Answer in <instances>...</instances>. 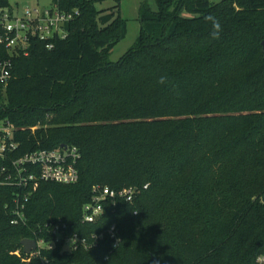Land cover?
I'll return each instance as SVG.
<instances>
[{
  "label": "trees",
  "instance_id": "1",
  "mask_svg": "<svg viewBox=\"0 0 264 264\" xmlns=\"http://www.w3.org/2000/svg\"><path fill=\"white\" fill-rule=\"evenodd\" d=\"M156 2L157 12L141 5L140 35L117 63L121 0H54L78 12L66 38L34 39L14 60L0 123L15 126L17 156L76 148L80 179L41 183L19 226L10 208L23 191L0 186V264H254L264 254V0ZM207 15L221 23L218 40ZM96 186L138 194L82 224ZM51 221L81 237L115 225L122 242L24 256L23 240L51 239Z\"/></svg>",
  "mask_w": 264,
  "mask_h": 264
},
{
  "label": "built area",
  "instance_id": "2",
  "mask_svg": "<svg viewBox=\"0 0 264 264\" xmlns=\"http://www.w3.org/2000/svg\"><path fill=\"white\" fill-rule=\"evenodd\" d=\"M219 1V0H212ZM76 13L61 12L54 5L52 9H25L20 11L11 6L0 8V86L7 88L14 69V60L19 56H28L34 39L48 41L55 38L64 39L67 36L65 26L74 19ZM52 44L48 45L51 49ZM19 143L16 140V128L8 120L0 123V174L3 181L0 186H10L20 189L22 194L13 198L12 222L14 226L26 224V205L41 183H57L72 185L79 182L80 173L77 168L80 155L76 148L64 147L56 150H36L17 156ZM148 185L145 186V189ZM138 190L124 188L111 190L96 186L93 188V198L82 210V224H96L104 215L105 204L110 202L115 206L118 201L133 204ZM8 207V205H7ZM137 215V212H134ZM50 240L40 238L36 241L37 250L24 256L41 257L44 251H55L61 246V254H73L80 250L91 251L99 248L106 237L113 242L112 252L116 250L122 239L115 225L100 234L81 237L79 234L69 235V227L61 221H51L45 225ZM75 239L73 245L71 239ZM73 249V250H72ZM21 250L17 251L20 254ZM108 255L101 264H108ZM47 263V262H46ZM254 264H264V254L260 255Z\"/></svg>",
  "mask_w": 264,
  "mask_h": 264
},
{
  "label": "rangeland",
  "instance_id": "3",
  "mask_svg": "<svg viewBox=\"0 0 264 264\" xmlns=\"http://www.w3.org/2000/svg\"><path fill=\"white\" fill-rule=\"evenodd\" d=\"M9 5L20 11L27 8L35 9H52L54 8V0H8ZM147 3L153 12L158 11L156 0H121L120 15L122 19L126 20L128 25V34L125 39L119 42L110 54V61L117 63L122 56H124L137 42L140 35L141 25L139 22V12L141 5ZM114 2H105L99 4L100 10H110L115 7Z\"/></svg>",
  "mask_w": 264,
  "mask_h": 264
},
{
  "label": "clouds",
  "instance_id": "4",
  "mask_svg": "<svg viewBox=\"0 0 264 264\" xmlns=\"http://www.w3.org/2000/svg\"><path fill=\"white\" fill-rule=\"evenodd\" d=\"M204 20L206 22H209L211 24L212 27V31L210 33V36L212 39L214 40H218L221 38V33H222V26L221 23L219 21V19H217L216 17L212 16V15H207L204 17ZM168 77L166 75H162L157 79V83L160 85H166L168 83ZM75 241V239H71V244L73 245V242ZM73 250V249H72Z\"/></svg>",
  "mask_w": 264,
  "mask_h": 264
},
{
  "label": "water",
  "instance_id": "5",
  "mask_svg": "<svg viewBox=\"0 0 264 264\" xmlns=\"http://www.w3.org/2000/svg\"><path fill=\"white\" fill-rule=\"evenodd\" d=\"M262 44L264 46V42ZM63 147L66 149L65 146ZM21 246L24 248L25 254H28V255L37 250V244L35 240H28V239L23 240L21 242Z\"/></svg>",
  "mask_w": 264,
  "mask_h": 264
}]
</instances>
